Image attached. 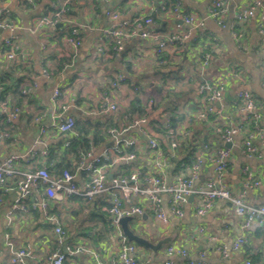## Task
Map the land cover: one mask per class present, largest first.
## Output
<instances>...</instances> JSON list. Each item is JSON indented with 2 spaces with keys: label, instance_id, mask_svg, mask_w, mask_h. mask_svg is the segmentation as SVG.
I'll return each mask as SVG.
<instances>
[{
  "label": "crops",
  "instance_id": "obj_1",
  "mask_svg": "<svg viewBox=\"0 0 264 264\" xmlns=\"http://www.w3.org/2000/svg\"><path fill=\"white\" fill-rule=\"evenodd\" d=\"M64 1L32 0V3L26 1L28 4H24L22 0H0V8H7L10 14L12 12L13 21L20 26L16 35L22 51V57L7 59L3 39L9 33L0 30V74L4 75L3 84L7 88L3 102L20 107L17 118L12 120L11 125L4 126L11 133L10 138L4 139L0 135V160L10 153H23L31 147L38 133V124L34 119L37 116H42L43 124L49 123L52 115L56 120L71 115L75 120L102 122L105 117L95 114L94 109L107 94L117 103V109L108 115L113 119L109 126H121L138 116L125 112L130 102L137 98L142 108L148 98H153L154 108L148 114V123L142 125L145 133L133 128L127 134L137 141L133 148L135 159L122 160L109 166L106 170L107 181L116 174L126 173L124 167L131 161L133 164L128 171L132 168L153 171V152L145 145L147 136H152L160 142L167 158L164 175L168 181L176 174L189 175L188 167L195 153L201 155L193 185L194 188L204 189L205 182L215 176L213 165L206 157V148L221 147L224 143L214 131L215 126L223 123L236 126L245 115L238 108V92L247 90L253 94L261 114L258 124L264 127V88L261 86L264 34L257 29L256 16L244 20L238 18L251 0H225L221 23L209 14L208 9L213 0H180L184 11L200 18L206 33L214 36V39L209 40L208 36L199 37V29L190 30L188 38H182V34L188 31L187 25L170 8L165 6L162 9L164 3L168 1L173 4V0H72L67 17L77 28L80 45L76 50L68 42L70 29L65 22L41 26L34 31L27 29L39 15ZM108 11L117 12L119 20L151 17L152 23L147 25V29L157 32L159 37L177 34L182 40L167 45L161 54H157L155 40L135 34L125 39L121 50L116 52L111 39H99L102 30L115 23L107 14ZM204 50L208 51L210 59L207 65L201 66L200 55ZM43 69L48 77L42 75ZM118 76L122 77V81L115 88L112 83ZM15 81L21 88L30 87L29 93H14ZM204 81L222 84V96L215 106L220 107L226 117L209 116L205 120L193 122V115L203 103L198 88ZM56 87H60L62 93L58 103L54 104L51 94ZM63 104L67 106L65 109L62 108ZM170 107L174 109L173 125L180 137V144L175 151L170 149L165 140L161 125L163 113H168ZM176 114L180 116L179 119ZM251 129L249 125L233 136L223 182L231 193L244 190L248 204L264 205V140H253L256 154L252 157L244 156L241 151L245 134ZM107 135L106 132L103 143L92 146L95 154L111 145ZM64 136L51 132L44 136L45 145L62 150ZM65 155L73 162V155ZM189 158L192 160L190 163ZM38 162V159L22 161L20 168H32ZM245 166L260 180L259 185L246 186L242 173ZM73 172L75 176L78 175L77 182L84 180V173L75 171V166ZM0 195V264H15L9 259L5 233H8L14 246L28 250L30 255L26 264H44L50 252L56 248L53 223L48 216L60 220L73 245L85 248L84 252L66 255L62 264H90V249L95 250L103 262L115 256L121 240L113 238L114 235L102 228L101 217L96 213L98 206L93 209L95 205L91 202L94 199L85 203L74 197L51 199L47 214L39 208L26 213L15 210L12 217L8 218L10 206L17 196L15 186L12 184L7 193L0 191ZM39 197V194H34L35 199ZM201 198L202 193L199 191L188 196L184 215L180 218L168 214L166 220L161 221L148 210L141 216H132L127 224L140 236L152 243L168 238L156 250L135 243L140 264H166L167 260L169 264H187L190 260H201L205 264H246L247 260L252 263L264 260V222L254 221L242 229L241 217L233 212L227 199H216L206 214L196 216L194 209ZM95 199L106 201L99 206V210L108 216L103 210L109 203L107 195ZM134 201L147 209L145 199L135 197ZM199 226L203 231H198ZM118 231L121 233V229ZM240 235L245 239L240 248L223 257L218 246H229ZM168 245L183 247L187 255L173 253L168 257L165 253Z\"/></svg>",
  "mask_w": 264,
  "mask_h": 264
},
{
  "label": "built area",
  "instance_id": "obj_2",
  "mask_svg": "<svg viewBox=\"0 0 264 264\" xmlns=\"http://www.w3.org/2000/svg\"><path fill=\"white\" fill-rule=\"evenodd\" d=\"M32 3V0H26ZM72 0H65L59 6H52L46 10V13L39 15L30 23L28 30L34 31L41 26H54L58 23L69 24L70 36L68 42L76 50L80 45L79 37L77 36V28L74 23L67 17L69 4ZM166 3L162 6L165 9ZM172 13L187 25L188 31L182 34V38H188L189 31L199 29V37L214 39L213 35L207 34L203 28V21L190 14L186 13L182 8L180 0H173ZM209 14L214 19L221 23L225 12V0H213L209 9ZM115 23L102 30L99 39L100 41L112 40L113 49L118 52L121 50L125 39L132 35H139L141 38H150L156 41L155 52L161 54L167 45L175 44L182 40L177 34H170L166 37H159L157 32L147 29V25L152 23V18L140 16L133 20H119L117 12H107ZM257 17V29L264 34V1L251 0L247 7L243 9L239 15V19H247L249 17ZM20 26L10 19V12L7 8H0V30L8 31L9 35L3 39L5 55L7 59L13 60L22 57L18 38L16 35L17 29ZM214 37V36H213ZM200 64L205 66L208 64L210 54L207 50L201 52ZM42 75L48 77L45 69L42 70ZM122 77L118 76L112 83L113 87L117 88ZM261 86L264 88V74L261 77ZM1 90V86H0ZM223 86L220 82L213 83L204 81L199 85L198 92L203 96V103L200 109L193 115L191 121L195 122L199 119L205 120L209 116L212 118L226 117L220 107L215 104L220 101L222 96ZM30 87L21 89V93H29ZM60 87H56L51 94V100L54 104L58 103L61 96ZM238 108L245 114L237 125L217 124L214 131L223 142L231 143L233 136L243 129L247 128L252 122H258L261 119V114L258 112V105L253 94L250 91L242 90L237 94ZM62 106V105H61ZM67 106L63 104L62 108ZM154 108V99L148 98L142 105L143 113L134 116L129 122L121 126L111 125L106 129L107 136L110 139L111 145L102 148L98 153H94L93 147L89 149L83 148L80 144H76V155L73 160L75 163V171L84 173V180L77 182L74 180L75 173L69 169L56 171L50 170L46 165H43V160L48 157L49 147L45 145L44 136L51 132L63 134L65 136L77 135L74 130L75 119L71 115H66L63 119L56 120L52 115V120L47 123H42V116L35 117V122L38 124V133L32 141L31 147L23 153H10L0 160V191L3 193L9 192L12 184L15 186L17 196L8 211V218L12 217L15 210L26 213L30 209H40L44 214H47L48 202L51 199H59L62 197H82L86 201H91L101 195H107L109 203L103 207V210L108 214L111 222L119 230V219L124 216H141L150 211V213L158 220L165 221L168 214L174 217H182L184 215V204L188 196L196 191L202 193L201 202L195 206L194 213L196 216H202L208 212L213 202L216 199H227L230 202L233 212L241 217V227L246 229L250 223L257 221L264 222V205H251L245 200V191L240 190L236 193H231L224 184V178L227 173L228 159L230 157L229 147L206 148V157L213 165L214 178L209 179L204 184V189L194 188L193 181L197 177L198 167L201 162V155L195 153L193 161L189 164V175L184 173L176 174L171 180H167L164 175V170L168 165L166 156H164L160 142L152 136H147L145 145L153 152V171H142L139 168H132L126 173L116 174L107 181L106 170L109 166L117 164L122 160H133L136 153L133 150L136 147L137 141L135 137L127 136L130 130L138 128L139 132L145 133L142 125L148 123V114ZM117 109V103L109 98L107 94L101 98L95 106L94 113L102 117H106ZM20 113V107L16 104L0 102V117L7 123L17 118ZM58 116H56L57 118ZM168 113H163V135L168 141L172 151L177 150L180 144L178 130L170 123ZM256 125V124H255ZM146 130H148L146 128ZM0 135L4 139L11 136L9 130L1 129ZM255 138L264 140V127L256 125L254 129L248 130L242 144V153L246 157H252L256 154V146L253 143ZM69 142L65 140L62 146L65 148ZM38 159L41 160L39 166L32 168H20L22 161ZM246 186H257L260 180L255 178L253 174L245 166L242 168ZM40 195L35 199L34 194ZM140 197L147 201L148 207L142 204H135L134 198ZM167 198L166 202L164 198ZM2 201L0 195V202ZM165 204V205H164ZM48 219L53 223V232L56 242V248L50 252L44 264H62L66 255L75 252H84L85 248L82 245H73L67 238L65 229L60 220L54 216H48ZM198 231H203L201 226ZM119 232V231H118ZM121 241L115 256L109 261L103 262L100 255L95 250H88L92 257L90 264H140L137 259V247L133 242L126 241L125 237L119 232ZM6 248L9 252V259L15 264H26L29 257V252L24 247H16L9 239L8 233L4 234ZM245 241L244 236H237L229 246H218V250L223 257H227L231 252L237 251L241 244ZM169 257L173 253L182 256L187 255V251L179 245H168L165 250ZM169 264V261H166ZM187 264H205V262L188 261ZM246 264H264V260L259 263H252L249 260Z\"/></svg>",
  "mask_w": 264,
  "mask_h": 264
},
{
  "label": "trees",
  "instance_id": "obj_3",
  "mask_svg": "<svg viewBox=\"0 0 264 264\" xmlns=\"http://www.w3.org/2000/svg\"><path fill=\"white\" fill-rule=\"evenodd\" d=\"M26 3V0H22ZM166 7L172 9L173 4L169 3L168 1L166 2ZM14 17L13 13L11 12L10 14V19L13 20L12 18ZM4 81V75L0 74V102H3L4 100V94L7 90V88L3 84ZM14 83V82H13ZM10 87V86H9ZM8 87V88H9ZM14 93H19L21 92V86L18 82L15 81L14 83ZM168 114L170 116V123L173 125L175 121V112L173 111V108L168 109ZM125 112L127 114H137L140 115L143 113L142 108L138 104V99H134L132 102L129 103V105L126 107ZM108 117V116H107ZM105 117V121L99 122V121H91L90 119H76L74 123V130L76 131L77 135H69V136H64L63 141L67 140L69 142V145L66 146L65 148L63 147L62 150H59L58 147H49V154L48 157L43 160V165H46L50 170L54 169L56 171H60L63 169H69L71 172H73L74 169V162H71L65 154H69L70 156L73 155V159L76 158V151H75V146L76 144H80L83 148L89 149L92 146H97L101 143L104 142V139H106V128L110 125L111 121H113L112 118L110 117ZM176 118L179 119L180 116L176 114ZM259 125L258 122H252L250 124L252 126V129L256 125ZM5 125H11V123H7L2 117H0V130L4 129ZM174 126V125H173ZM9 139V138H8ZM187 148H189L187 146ZM188 155H191L190 153ZM191 158H189V163ZM41 162V160H40ZM40 162L36 166L40 165ZM133 164V162H127L125 165V170L128 171L129 167ZM124 171V172H126ZM74 199H79V202L85 203L86 200H83L80 197H75ZM92 204L95 205L93 206V209H96L97 206V211L99 215H97L100 218L102 228L108 231V234L114 235L113 238H117V240H120L121 237L118 234V229L115 227V225L111 222L110 217H108L105 213H101L99 210V206L106 203L105 200H100V199H94ZM90 202V203H91ZM135 204H138L136 201H134ZM130 228V227H129ZM135 234L136 231L134 228H130ZM139 235V234H137ZM114 240V239H113ZM127 241V240H126ZM134 243V242H133ZM135 244V243H134Z\"/></svg>",
  "mask_w": 264,
  "mask_h": 264
},
{
  "label": "water",
  "instance_id": "obj_4",
  "mask_svg": "<svg viewBox=\"0 0 264 264\" xmlns=\"http://www.w3.org/2000/svg\"><path fill=\"white\" fill-rule=\"evenodd\" d=\"M224 147H229L230 143L224 142ZM78 179V175L74 177V180ZM132 216H124L119 219V226L121 229L122 235L127 239L128 242H134L139 245H143L145 247H149L152 250H156L160 245L165 243L168 238H162L161 240H158L156 243L150 242L147 238L135 234L128 226L127 222L131 220Z\"/></svg>",
  "mask_w": 264,
  "mask_h": 264
}]
</instances>
